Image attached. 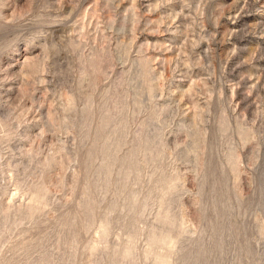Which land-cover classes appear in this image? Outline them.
Returning <instances> with one entry per match:
<instances>
[{
  "label": "rangeland",
  "instance_id": "obj_1",
  "mask_svg": "<svg viewBox=\"0 0 264 264\" xmlns=\"http://www.w3.org/2000/svg\"><path fill=\"white\" fill-rule=\"evenodd\" d=\"M0 264H264V0H0Z\"/></svg>",
  "mask_w": 264,
  "mask_h": 264
}]
</instances>
